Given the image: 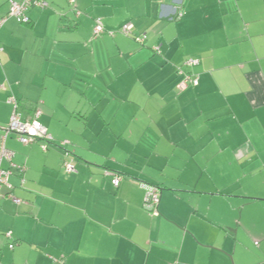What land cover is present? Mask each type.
<instances>
[{
	"label": "crops",
	"instance_id": "obj_1",
	"mask_svg": "<svg viewBox=\"0 0 264 264\" xmlns=\"http://www.w3.org/2000/svg\"><path fill=\"white\" fill-rule=\"evenodd\" d=\"M44 1L0 26V141L13 93L75 171L5 138L0 264H264V0ZM179 66L198 84L177 91Z\"/></svg>",
	"mask_w": 264,
	"mask_h": 264
},
{
	"label": "built area",
	"instance_id": "obj_2",
	"mask_svg": "<svg viewBox=\"0 0 264 264\" xmlns=\"http://www.w3.org/2000/svg\"><path fill=\"white\" fill-rule=\"evenodd\" d=\"M9 2V7H8V12L5 17L0 18V26L4 23V21L7 19V17H13L15 18L18 22H27V10L32 7V6H38L41 8H44L47 6V3L44 0H8ZM70 4L74 3V0H68ZM79 13V11H77ZM131 22L126 21L124 22L120 27H119V32L124 34V35H131ZM93 35L98 36L102 32H107L108 34H112V30H106L103 25L100 22V18L95 19V24L93 27ZM144 35L140 36H135L134 39L138 42L141 43L144 41ZM155 52H159V46H153L152 47ZM3 50V48L0 46V52ZM199 59L197 58H188L186 59L182 66H195L198 65ZM182 66L178 67V73L182 74L181 79L177 82L176 84V90L177 91H183L186 89L189 85H197L198 84V75L196 74H191L187 73L182 69ZM7 85L4 83H0V90L6 89ZM6 102L12 105V112L9 117V121L7 126L3 130V135L1 137L0 141V189L2 187H7L11 188L8 178L11 173L10 170L2 168V161L3 160H11V157L13 155L12 151L6 148L5 146V138L9 134H13L15 138L22 144H31V143H39V147L41 150L46 151V149L50 145L56 144L54 137L52 134L48 131L46 126H44L40 120L39 116L41 113V110L36 108L34 110V113L32 117L26 120H22L20 117L19 112L17 111L18 107V101L13 93H10L7 98ZM69 141L67 140H61L57 142L56 145H64L68 143ZM67 155V153H66ZM64 170L66 172H72L74 171V165L71 161H65L63 163ZM106 174L112 176V183L114 186H117L120 183V176L110 172V171H105ZM140 186L144 189L145 194H144V199H143V206L149 210V212L152 215H158V205L160 202V194H161V189L157 185L154 184H148V183H143L140 182ZM7 196L10 197L15 203H19L20 199L16 198L12 192H8ZM4 236L8 239H11L12 233L11 231H6L4 233ZM8 247L12 249L14 247V242L11 240V242L8 244ZM52 264H64V262L61 259H55L53 258V263Z\"/></svg>",
	"mask_w": 264,
	"mask_h": 264
},
{
	"label": "trees",
	"instance_id": "obj_3",
	"mask_svg": "<svg viewBox=\"0 0 264 264\" xmlns=\"http://www.w3.org/2000/svg\"><path fill=\"white\" fill-rule=\"evenodd\" d=\"M56 144H57V142H55ZM56 144H54L53 146H56V147H59V148H61L62 149V154H63V157H64V161H63V163L65 162V161H68V159H69V161H71L72 159H71V154H70V152L68 151V150H65L63 147L67 144H64V145H62V146H60V145H56ZM51 146V145H50ZM49 146V147H50ZM48 147V148H49ZM47 148V149H48ZM41 149V148H40ZM46 149V150H47ZM43 151V150H42ZM66 153H67V155H66ZM72 162V161H71ZM74 165V164H73ZM64 168V167H63ZM74 171H75V166H74ZM105 171H109V170H105ZM104 171V172H105ZM73 172V171H72ZM111 172V171H110ZM113 173V172H112ZM119 176V175H118ZM121 178V177H120ZM143 183H145V182H143ZM159 187V186H158Z\"/></svg>",
	"mask_w": 264,
	"mask_h": 264
}]
</instances>
